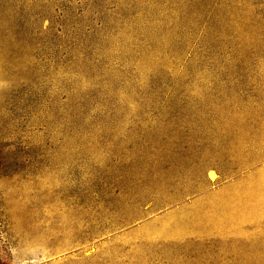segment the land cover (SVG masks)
<instances>
[{
  "label": "rangeland",
  "instance_id": "374dc122",
  "mask_svg": "<svg viewBox=\"0 0 264 264\" xmlns=\"http://www.w3.org/2000/svg\"><path fill=\"white\" fill-rule=\"evenodd\" d=\"M4 264H264V0H0Z\"/></svg>",
  "mask_w": 264,
  "mask_h": 264
},
{
  "label": "trees",
  "instance_id": "16d2710c",
  "mask_svg": "<svg viewBox=\"0 0 264 264\" xmlns=\"http://www.w3.org/2000/svg\"><path fill=\"white\" fill-rule=\"evenodd\" d=\"M0 264H4V263L0 260Z\"/></svg>",
  "mask_w": 264,
  "mask_h": 264
}]
</instances>
